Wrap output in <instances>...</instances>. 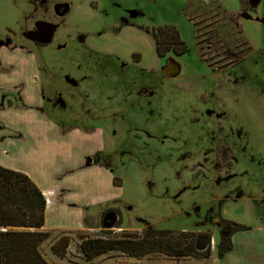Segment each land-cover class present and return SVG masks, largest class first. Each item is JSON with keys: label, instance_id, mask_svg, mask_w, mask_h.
<instances>
[{"label": "rangeland", "instance_id": "1", "mask_svg": "<svg viewBox=\"0 0 264 264\" xmlns=\"http://www.w3.org/2000/svg\"><path fill=\"white\" fill-rule=\"evenodd\" d=\"M58 5L69 9L60 16ZM38 25L52 29L46 46L28 38ZM165 26L179 33L184 55L157 56L152 32ZM169 65L179 73L166 76ZM32 87L43 100L37 111L60 132L104 136L38 149L51 173L74 169L60 182L73 192L62 194L78 196L66 205L85 206L89 227L63 231L74 216L61 222L49 204L50 237L38 248L48 264H175L118 252L85 262L79 237L189 232L215 254L221 220L264 222V0L244 11L239 0H0V140L9 141L0 166L12 171L35 169L25 116L6 118ZM108 212L117 221L106 230ZM61 237L69 238L63 259L51 252Z\"/></svg>", "mask_w": 264, "mask_h": 264}, {"label": "trees", "instance_id": "2", "mask_svg": "<svg viewBox=\"0 0 264 264\" xmlns=\"http://www.w3.org/2000/svg\"><path fill=\"white\" fill-rule=\"evenodd\" d=\"M239 2L242 11L248 9L249 0ZM152 38L159 58H164L168 53L180 57L187 51L179 33L172 26L154 29ZM45 207L44 196L29 177L0 166V264H48L38 250L50 237V233L38 231L44 225ZM85 220L86 216L83 219V226L89 228ZM248 229L244 225L221 220L216 256L223 258L232 249L231 236ZM200 237H203V234L189 232L176 234L153 230L122 233L113 238H87L80 235L79 249L85 262L112 252L136 259L160 254L174 259L206 260L212 250L210 246L203 251L197 250L196 242ZM204 237L210 239L208 235ZM68 245L69 238L61 237L51 246V252L57 258L63 259Z\"/></svg>", "mask_w": 264, "mask_h": 264}, {"label": "crops", "instance_id": "3", "mask_svg": "<svg viewBox=\"0 0 264 264\" xmlns=\"http://www.w3.org/2000/svg\"><path fill=\"white\" fill-rule=\"evenodd\" d=\"M24 60L25 59H23V62ZM26 60L28 63L30 62V58H28V56ZM30 90L31 91H29L28 94L22 92V105H25L23 109L21 107L15 108L11 111V113H7L6 118L10 116H25L26 128L30 126L29 128L32 131L28 132V135L32 136L33 138L32 142H30V146L28 147L29 154L27 157H30L29 162L35 167V169L32 172H28L27 170L16 168L14 171H20L32 179V182L40 189L42 195L45 198V209L47 210L49 204L55 205L56 215L61 220V222H63L67 217L70 219L69 215L71 217L74 216L73 223L76 221V226L74 229L64 227L65 229L63 231H76L84 229L83 218L85 206L82 204L75 205L74 203H72V205H66L67 203L77 201L78 196L76 198L74 196V201H72V195L71 197L68 195V197L65 198V195H63L62 192L72 193L73 191H66L64 186H62L60 183L65 179H68L66 180L68 182L69 178H73L74 169L69 168L68 170H61L57 174L51 173L48 168V163L41 160L42 157L45 156L39 154L38 149L40 145L54 146L55 148L60 149L61 147L67 146V144L70 142H73L75 137L81 141H88L94 139V137L98 138L99 140L100 138H104V136L100 133H97V135L95 132H60V128H58V126L53 123V121L46 119L45 115L37 111V109L42 106L43 100L42 97H38L35 88L32 87ZM25 103L28 105L34 104L35 106L27 107ZM4 123L8 126L6 121H4ZM39 127L44 132H38L40 130ZM12 137L14 136L12 135ZM18 137L22 138V135ZM6 140L7 139L5 138H1L0 144H8L9 141ZM101 149L104 150L105 148L103 147L96 149L94 152L85 153L82 157V160L92 154H95L97 151H101ZM90 167L91 169H94L96 172H98L100 177L103 178V176H106V182L107 184H110V178L106 175V171L98 166L95 168L93 166ZM88 185L90 186V189L94 188V182L91 184L88 183ZM246 227L249 229L234 233L231 236L232 249L221 259L218 258L214 252L211 253L209 259L207 260H196L193 258L171 259L176 261L175 264H264V222L259 223L254 227L248 225H246ZM38 231L50 232L48 229L44 228V225Z\"/></svg>", "mask_w": 264, "mask_h": 264}, {"label": "water", "instance_id": "4", "mask_svg": "<svg viewBox=\"0 0 264 264\" xmlns=\"http://www.w3.org/2000/svg\"><path fill=\"white\" fill-rule=\"evenodd\" d=\"M56 13L58 14L59 9H63V13L59 14L60 16L63 15L66 11H68L69 7L66 6H56ZM52 37V29L48 25H38L36 28V31L34 33L28 34V38L33 41L34 43L40 44V45H48L51 41ZM180 70V67L178 65L172 66L169 65L164 69V74L166 76H172L174 74H178ZM117 215L114 212H108L103 220V228L108 230L115 228L116 221H117ZM108 221V222H107ZM196 248L198 251H203V249H198L197 242H196ZM206 249V248H205Z\"/></svg>", "mask_w": 264, "mask_h": 264}, {"label": "flooded vegetation", "instance_id": "5", "mask_svg": "<svg viewBox=\"0 0 264 264\" xmlns=\"http://www.w3.org/2000/svg\"><path fill=\"white\" fill-rule=\"evenodd\" d=\"M37 44V43H36ZM38 45H40V44H38ZM40 46H46V45H40Z\"/></svg>", "mask_w": 264, "mask_h": 264}]
</instances>
